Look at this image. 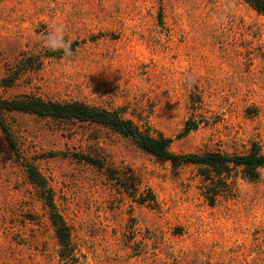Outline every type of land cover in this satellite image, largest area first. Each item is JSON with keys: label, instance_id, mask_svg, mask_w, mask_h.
Listing matches in <instances>:
<instances>
[{"label": "rangeland", "instance_id": "1", "mask_svg": "<svg viewBox=\"0 0 264 264\" xmlns=\"http://www.w3.org/2000/svg\"><path fill=\"white\" fill-rule=\"evenodd\" d=\"M57 23L71 56L42 46ZM0 94L116 110L177 154L264 152V15L244 0H0ZM7 121L16 150L0 128V264H59L28 164L77 264H264V166L210 184L105 124L18 111Z\"/></svg>", "mask_w": 264, "mask_h": 264}, {"label": "trees", "instance_id": "2", "mask_svg": "<svg viewBox=\"0 0 264 264\" xmlns=\"http://www.w3.org/2000/svg\"><path fill=\"white\" fill-rule=\"evenodd\" d=\"M244 1L257 13L264 15V0ZM28 59L30 57L26 58L25 61ZM25 65L28 66L27 63ZM17 77L16 71L12 72L2 79V86L12 85ZM13 111L48 116L55 119L89 121L108 125L115 131L130 137L135 144L155 157L170 161L173 166L182 164L196 165L198 174L204 181H209L210 184L227 180L234 169L239 170L242 178L254 180L258 178L259 168L264 166V152L256 142H252L249 149L243 153H224L219 150H210L177 154L169 149L170 138L163 135L153 136L149 134L131 119L122 117L116 110L92 105L81 100L57 101L31 94H18L12 97H5L0 94V128L7 143L13 150H16V143L7 121V114ZM196 127L197 123L195 121L188 120L185 130ZM26 167L29 179L46 193L42 199L43 204L47 208L48 219L58 242L59 264H77L78 260H75L73 253L70 231L54 204L50 189L33 165L28 164ZM205 193L206 197L209 198V203L212 204L213 196L209 195L210 192L208 191ZM138 201L143 203L146 200L140 198Z\"/></svg>", "mask_w": 264, "mask_h": 264}, {"label": "clouds", "instance_id": "3", "mask_svg": "<svg viewBox=\"0 0 264 264\" xmlns=\"http://www.w3.org/2000/svg\"><path fill=\"white\" fill-rule=\"evenodd\" d=\"M42 46L52 52H62L66 57L72 55L71 40L65 38V26L53 24L41 41Z\"/></svg>", "mask_w": 264, "mask_h": 264}]
</instances>
